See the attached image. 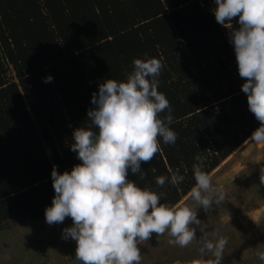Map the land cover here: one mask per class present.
<instances>
[{"label": "trees", "instance_id": "1", "mask_svg": "<svg viewBox=\"0 0 264 264\" xmlns=\"http://www.w3.org/2000/svg\"><path fill=\"white\" fill-rule=\"evenodd\" d=\"M213 6V0H0V226L45 217L55 195L53 165L63 172L81 162L70 145L73 130L88 123L92 93L105 78L124 79L144 53L163 62L158 90L170 101L178 137L175 144L161 141L152 160L142 162V179L131 172L129 179L177 203L195 184L197 153L209 174L251 136L260 122ZM48 75L53 79L45 83ZM173 173L183 181L155 184Z\"/></svg>", "mask_w": 264, "mask_h": 264}, {"label": "clouds", "instance_id": "2", "mask_svg": "<svg viewBox=\"0 0 264 264\" xmlns=\"http://www.w3.org/2000/svg\"><path fill=\"white\" fill-rule=\"evenodd\" d=\"M213 5L216 22L228 30L248 108L260 122L249 139L264 145V0H213ZM162 69L161 59L144 53L133 59L124 79H103L92 93L88 123L72 133L70 149L81 162L63 172L53 165L55 195L45 208V220L53 225L72 218L62 239L75 241V257L82 264H140L139 245L153 233L166 234L169 244L182 248L196 241L199 255L187 264H223L228 237L210 235L197 206L208 211L224 202L227 193L213 183L199 153L192 165L190 202H162L163 191L128 178L131 172L142 179V162L152 160L161 141L175 144L178 137L171 127L170 101L158 90ZM52 79L48 75L44 82ZM183 179L178 173L160 175L155 184L175 185ZM260 181L264 183V167ZM256 256L264 261V248L257 246Z\"/></svg>", "mask_w": 264, "mask_h": 264}, {"label": "rangeland", "instance_id": "3", "mask_svg": "<svg viewBox=\"0 0 264 264\" xmlns=\"http://www.w3.org/2000/svg\"><path fill=\"white\" fill-rule=\"evenodd\" d=\"M249 138L209 173L213 183L225 188L227 199L208 211L197 206L210 235L228 237L223 264H264L256 256L257 246L264 248V183L260 181L264 145ZM188 196L180 201L190 202ZM72 223V218L66 217L62 223L49 225L44 217L2 224L0 264H82L75 257V241L62 239V230ZM168 239L166 234L153 233L141 242L140 264H187L199 255L196 241L182 248L169 244Z\"/></svg>", "mask_w": 264, "mask_h": 264}]
</instances>
